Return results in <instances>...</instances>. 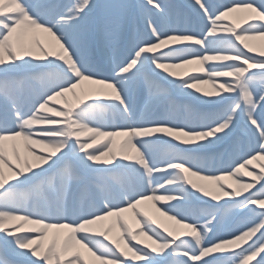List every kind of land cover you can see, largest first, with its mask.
Listing matches in <instances>:
<instances>
[{"label":"snow or ice","instance_id":"1","mask_svg":"<svg viewBox=\"0 0 264 264\" xmlns=\"http://www.w3.org/2000/svg\"><path fill=\"white\" fill-rule=\"evenodd\" d=\"M184 9L0 0V264H264V0Z\"/></svg>","mask_w":264,"mask_h":264},{"label":"bare ground","instance_id":"2","mask_svg":"<svg viewBox=\"0 0 264 264\" xmlns=\"http://www.w3.org/2000/svg\"><path fill=\"white\" fill-rule=\"evenodd\" d=\"M61 2H62V3H66V2H68V0H61ZM136 2H137V0H134V1L131 2V3H136ZM162 2H165V3H168V4H170V5L175 6V8H176L177 10H185V9H184V5L186 4V0H162ZM99 8H100V7L97 8V16H98V17H99V14H101V12H107V11H109L108 9H106V10H104V11H98ZM131 22H132L131 20L128 21L129 26L131 25ZM137 23L140 24L139 21H137ZM140 25H142V24H140ZM180 26H181V27L184 26L182 20H181V22H180ZM92 55H93V58H94L96 55H98L99 58H100V60L103 62L108 56L111 55V50H110V48H107V47H104V46L98 44V45L96 46V48H95V50H94V52H93ZM190 67H195V66H190ZM178 71H183V70H178ZM84 87H85V88H90V87H94V86H91V85H85ZM205 90H207V91H211V89H210L209 87H207V86H205ZM144 99H145V94H144L143 90H141L140 96H139L138 100L136 101V104H137V107H138V108L140 107L141 103L144 102ZM186 99H187V98H183V97H179V96H178L177 101H178V102H185ZM68 100H69V102H74L73 99H72V97H68ZM237 131H238V133H239L240 129L238 128ZM118 139H120V138H118ZM226 144H227V143H226ZM240 179H241L242 181H248V180H250L251 178H250L249 176H247V175H244V174L242 173ZM226 183H230V181H226ZM236 199H237V198H236ZM171 203H174V202H171ZM142 207H143V209H144L145 211H147L150 215H152L155 219H157L158 222H160V223H162V224H165V225H167V226L170 227V228L176 229V226H175V225L171 224V222L166 221L163 217L159 216V213H157V212L155 211V209L152 208L150 202H149L148 204L142 206ZM253 207H255V206H253ZM260 210H261V209H257V211H260ZM125 215H126V217L128 218L129 223L132 224L133 227H135V220H134V218H132L130 214H125ZM228 222H229V221H228ZM106 224H107V222H105V225H106ZM153 226H155V225H153ZM239 226H241V225H240V222H239V223L236 222V223H234L233 225H229V223H227L226 225L223 224L222 226L220 225L219 227L213 229V232H212L210 238L214 240V239H216V237H218V236H225L228 232L232 231L233 229H235V228H237V227H239ZM177 230H178V231H183L182 229H177ZM161 234L166 235V233H163V232H162ZM118 235H119V229H113V231L110 233V236H112L113 238H115V237L118 236ZM140 239L144 240L145 243H150V242L147 241L144 237H140ZM133 243H135V242H133ZM136 246H137V247H142V245H136ZM216 255H221V254H216ZM8 257H10V258H12V259H15V258L12 257L11 255H8ZM89 259H90V258H89ZM131 264H140V262H135V261H133V262H131ZM250 264H255V260L252 261V262H250Z\"/></svg>","mask_w":264,"mask_h":264},{"label":"rangeland","instance_id":"3","mask_svg":"<svg viewBox=\"0 0 264 264\" xmlns=\"http://www.w3.org/2000/svg\"><path fill=\"white\" fill-rule=\"evenodd\" d=\"M134 0H95V3L99 6H104V5H110V4H121V3H131L133 2ZM70 0H68V2L66 3H69ZM106 9L100 7L98 11H104ZM100 15V14H99ZM252 43H259V42H252ZM220 147V146H219ZM218 147V148H219ZM222 149H220L219 153H223V150H226V149H229L230 148V143H227V144H224L222 145ZM258 164L259 163H264V162H257ZM251 167V166H250ZM253 171H258V168H253L252 169ZM248 193H245V195H247ZM237 199H240V198H237ZM210 203H216V202H212V201H209ZM223 201H221L222 203ZM242 217L240 216H228L226 217L225 219V222L224 224L226 225L227 223H229V225L232 223V222H237L239 223L241 221ZM229 221V222H228ZM202 222V221H201ZM220 226V225H218ZM158 231H161V233L163 232L161 229H157ZM253 239H255V237H253ZM249 243H251V241H249ZM247 245H244V247H246ZM238 250V249H237ZM221 255H226V254H221ZM9 260H14L10 257H8ZM256 259H259V257H257ZM254 261V260H253Z\"/></svg>","mask_w":264,"mask_h":264}]
</instances>
